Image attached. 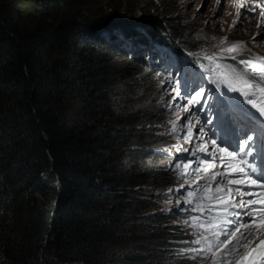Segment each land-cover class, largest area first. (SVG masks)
Wrapping results in <instances>:
<instances>
[{
	"label": "trees",
	"instance_id": "trees-1",
	"mask_svg": "<svg viewBox=\"0 0 264 264\" xmlns=\"http://www.w3.org/2000/svg\"><path fill=\"white\" fill-rule=\"evenodd\" d=\"M18 1L0 0V264H163L172 242L190 253L174 215L150 214L156 195L135 196L180 177L133 162H166L151 149L174 142L143 135L166 117L131 100L156 78L159 53L187 67L218 51L166 6L117 13L82 10L88 0H20L35 9L26 12ZM117 53L131 59L119 64ZM183 256L171 264H190Z\"/></svg>",
	"mask_w": 264,
	"mask_h": 264
},
{
	"label": "rangeland",
	"instance_id": "rangeland-1",
	"mask_svg": "<svg viewBox=\"0 0 264 264\" xmlns=\"http://www.w3.org/2000/svg\"><path fill=\"white\" fill-rule=\"evenodd\" d=\"M17 2V1H16ZM19 7L26 12H34V7L32 4L18 1ZM169 7L172 9L174 14H178L182 19L186 20V22L190 23V26L193 27L195 34L202 40H204L211 48V51H218V53L213 56H220V49L225 47V45L220 44V39L226 38L228 42H243L244 48L248 51H242L239 55L236 56V59L231 60V56L225 54L223 59L218 60L217 63H222L226 65H234L239 70H244L245 65L240 64L241 60H252L254 56H247L250 53L254 52L260 55V57H264V16L261 15L264 10V0H88L84 6H82V10H92L98 8H108L111 12H123V11H134V9H145L147 7H151L153 9L159 7ZM251 9V10H246ZM146 10V9H145ZM144 10V11H145ZM151 13V12H150ZM257 13V14H256ZM153 18H158L156 12L152 13ZM161 17H159L160 19ZM162 20V19H161ZM235 21V24H234ZM163 25L165 21H163ZM166 24V23H165ZM260 24V26H259ZM259 26V27H258ZM106 37V36H105ZM213 37L217 39H212ZM118 43L117 46H121L124 50L130 51L127 43L120 38L117 37ZM126 54V53H125ZM124 54L117 53L114 55V59L119 64H124L128 62L131 58L123 56ZM238 57V58H237ZM228 59V60H226ZM208 60V59H207ZM134 66V65H133ZM135 67V66H134ZM165 74L163 77H160L155 72L156 78H148V84L143 82V85H140L138 90H136L134 98L131 101H136L135 105L139 106V104H143L148 109L155 110L156 112H160L161 116H165L166 120L157 126H146V130L148 127H155V132L146 133L143 135L149 134V136H153L154 134H159L160 136H164L168 139H171L174 144H182L183 147H187L192 143H188L183 138L186 135V127L189 119L191 120V125L194 133V137L198 136L201 128L204 130V140L200 141L199 139L194 140V143H200L201 146H204L205 142H207L208 150H212V145L210 141L212 139L217 140V144L220 145V127L222 124V120H224L223 110L219 107L221 103V99L228 98V94L231 90L227 87L226 84L219 83L217 80V69L214 64H210L208 60V64L202 66V70L200 73H195L188 68L186 69H176L175 65H165ZM137 73V77L142 79V74H145V71H141L138 69L135 70ZM179 82L183 83L182 87H178ZM134 89H137L135 87ZM118 90H122V93L125 92L123 89V85L119 86ZM124 90V91H123ZM197 91H203L204 97L201 98L200 104L194 105L191 108V111L185 112L184 107L188 106V100L195 95ZM121 96V92H119V97L116 98L118 101ZM116 104H118L116 102ZM261 106H264L262 104ZM219 112V113H218ZM223 118L221 119V117ZM196 120V121H195ZM233 126L237 130L243 128V125L239 123L236 118H232ZM207 121H211V123H207ZM221 122V124H220ZM176 123L178 127L177 132L172 131L173 124ZM213 131L217 132L216 136H213ZM255 135V133H252ZM263 139V136L261 137ZM136 148L135 146L128 148L133 150ZM186 157H179L174 155L165 156L167 158L166 162H161L159 160H150L143 159L139 156L134 157V161L141 168H150V170L156 168L159 169L162 165H167L170 169V173L175 174L180 177L177 179L179 183L183 181H191L193 179L194 171L198 167V161L202 160L200 157L190 155ZM164 158V157H163ZM131 162L129 159H125L124 164H129ZM259 158L257 159V163H259ZM179 164L180 168H177L176 165ZM185 165H188L185 168ZM182 172H187V175H181ZM204 173V172H201ZM202 186L204 184H201ZM134 189L135 196L148 199L151 194L156 195L157 207L150 211V214L154 212H162L161 210H165L167 207H163V201L168 198V196L162 195L158 193L159 191L151 192V187L146 189ZM196 191V187L193 190ZM189 191H179V193L175 194V196L185 197L188 200L187 193ZM258 193V192H257ZM257 193L254 195L257 196ZM226 194V191H225ZM223 196L222 199H219L216 202L222 201L226 199V196ZM227 194H230L227 191ZM197 196H203V193L197 192ZM250 198L248 196L245 197ZM196 199V198H193ZM207 201V200H206ZM205 201V202H206ZM181 202L180 199L174 200L173 204H177ZM205 204V203H204ZM166 210H170L167 208ZM189 214V213H188ZM147 214L146 216H148ZM175 217L174 220L169 224H178L184 226V228L189 231V240L190 244L193 245L194 248L198 249L201 247H205V245H197L192 243V241L196 238L192 235L194 229L190 224H186V221L191 220L194 217H199L203 222L209 218V215H198V216H179L177 214H173ZM145 216V217H146ZM229 230H231L232 226H227ZM258 229H264V224H257ZM199 232H204V228H200ZM209 235V233H205ZM264 235H260L259 231L251 237V241L255 238H261ZM220 239L223 241V246L226 243H230L231 240L235 239V237H229L225 239L224 236H220ZM173 245H169L170 249L165 252H159V254L165 253L163 256V260L160 261L163 264H171V259H173L174 255H184L190 262V264H213L215 260L217 264L220 262V253L221 250L214 249L213 253H206L197 255L192 251L190 253H186V251L177 250L182 243L180 242H172ZM246 249V248H245ZM245 251V250H244ZM244 251L242 254L234 260H230L229 264H241L242 255L244 257ZM189 254V255H187ZM183 256V257H184ZM261 258H264L261 257ZM194 259V260H193ZM259 264H264L260 262Z\"/></svg>",
	"mask_w": 264,
	"mask_h": 264
},
{
	"label": "snow or ice",
	"instance_id": "snow-or-ice-1",
	"mask_svg": "<svg viewBox=\"0 0 264 264\" xmlns=\"http://www.w3.org/2000/svg\"><path fill=\"white\" fill-rule=\"evenodd\" d=\"M219 3V0H218ZM246 10H251L247 9ZM264 16V13H261ZM235 24V21H234ZM212 39H217L213 37ZM220 44L225 45L220 49V56H207L210 64H214L217 71V80L219 83L226 84L232 92H238L247 98V103L257 109L259 115L264 117V57L254 56L252 60H241L240 64L245 65L244 70H239L234 65H226L217 63L223 59L225 54L231 56L235 60L236 56L242 51H248L243 46V42H228L226 38L220 39ZM249 55L251 53L249 52ZM204 97L203 91H197L194 96L188 100V106L184 107L185 112L191 111L192 106L200 104L201 98ZM211 123V121H207ZM252 122L249 121V124ZM264 124V120H261ZM186 127V135L183 137L186 142L193 144V149L190 154L196 155L202 153L205 159L198 161V167L194 171L193 180L196 184V191L187 193L188 203H193V198L199 200H207L213 203L222 199L224 196V186H227L228 191L232 193L233 199L231 202L222 206L221 210H217L215 215H209L205 221H201L199 217H194L186 224H190L194 231L192 235L196 237L192 243L197 245H205L198 249H192L197 255L213 253L214 249H219L223 244L220 236L225 239L235 237L229 244L224 247L220 253L219 264H229L230 260L237 259L246 246L251 243L253 234L259 231L260 235H264V229H258L257 224H264V128L245 127L237 130L232 127V122L229 119L222 120L220 127L221 143L227 144V147H221L217 144L216 139L210 141L212 150L209 151L207 142L204 146L200 143H194L195 139L204 140V130L200 129L198 136L194 137L191 120L189 119ZM179 129L174 123L173 132ZM252 133H255L253 135ZM213 136L217 132L213 131ZM231 149V150H229ZM184 152H189V149H180ZM250 158V159H249ZM259 158V163L257 159ZM235 163L239 164L235 173H230L229 169ZM180 168V165H176ZM188 165H185L187 168ZM209 168L218 169L211 175L203 176L204 185L201 186L196 177H200L201 172H207ZM187 172H182L181 175H187ZM219 178V179H218ZM217 187L211 190L212 184ZM232 185H238L232 188ZM192 185H189L191 187ZM255 186V187H252ZM183 187V185H181ZM197 192L203 193V196H197ZM259 193V196L254 193ZM239 199H236V196ZM246 196L250 198H245ZM194 211L211 214L214 209L208 204L196 203L193 207ZM227 225H231V230ZM200 228H204V232H199ZM209 233L206 235L205 233ZM213 264H217L214 260Z\"/></svg>",
	"mask_w": 264,
	"mask_h": 264
},
{
	"label": "bare ground",
	"instance_id": "bare-ground-1",
	"mask_svg": "<svg viewBox=\"0 0 264 264\" xmlns=\"http://www.w3.org/2000/svg\"><path fill=\"white\" fill-rule=\"evenodd\" d=\"M257 14V13H256ZM260 26V24H259ZM258 26V27H259ZM209 48V47H208ZM213 51V50H212ZM209 52V51H208ZM214 52V51H213ZM206 53V52H205ZM211 53V52H210ZM175 56V55H174ZM180 56V55H179ZM196 56V55H195ZM176 57V56H175ZM187 57V56H184ZM181 58V57H179ZM189 58V57H187ZM192 60V59H191ZM194 60V59H193ZM261 119L264 120L263 117ZM196 121V120H195ZM196 140V139H195ZM184 148V147H183ZM264 255V238H256L254 239L248 246L244 253L243 260L241 264H253L259 259L261 256Z\"/></svg>",
	"mask_w": 264,
	"mask_h": 264
}]
</instances>
